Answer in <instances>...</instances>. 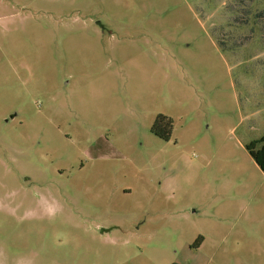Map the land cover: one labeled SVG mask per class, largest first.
Returning <instances> with one entry per match:
<instances>
[{"label":"rangeland","instance_id":"rangeland-1","mask_svg":"<svg viewBox=\"0 0 264 264\" xmlns=\"http://www.w3.org/2000/svg\"><path fill=\"white\" fill-rule=\"evenodd\" d=\"M262 136L264 0H0V264H264Z\"/></svg>","mask_w":264,"mask_h":264},{"label":"trees","instance_id":"trees-1","mask_svg":"<svg viewBox=\"0 0 264 264\" xmlns=\"http://www.w3.org/2000/svg\"><path fill=\"white\" fill-rule=\"evenodd\" d=\"M153 133L165 140H169L172 133V122L167 118L159 117L158 120L155 122L152 128ZM256 146V144L254 145ZM254 155V157L258 160L261 164V156L258 153H255L253 147H249Z\"/></svg>","mask_w":264,"mask_h":264},{"label":"crops","instance_id":"crops-1","mask_svg":"<svg viewBox=\"0 0 264 264\" xmlns=\"http://www.w3.org/2000/svg\"><path fill=\"white\" fill-rule=\"evenodd\" d=\"M256 144V146H254ZM249 147H253V151L255 153H258L261 156V169L264 172V136H262L259 139L252 140L250 143L247 144L246 149L250 153V155H253L251 149ZM254 156V155H253Z\"/></svg>","mask_w":264,"mask_h":264}]
</instances>
